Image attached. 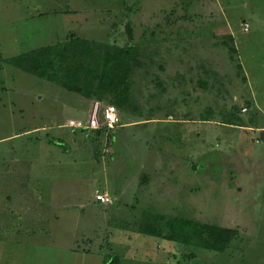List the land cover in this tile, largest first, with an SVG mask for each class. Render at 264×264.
<instances>
[{
	"label": "rangeland",
	"instance_id": "1",
	"mask_svg": "<svg viewBox=\"0 0 264 264\" xmlns=\"http://www.w3.org/2000/svg\"><path fill=\"white\" fill-rule=\"evenodd\" d=\"M72 37L95 51L58 60L64 84L3 61ZM117 47L134 48L122 108L97 89ZM93 65L77 86L94 97L62 86ZM97 105L120 120L101 137ZM236 105L243 124H223ZM175 218L238 234L222 253L176 243ZM0 243V264H264V0H0Z\"/></svg>",
	"mask_w": 264,
	"mask_h": 264
},
{
	"label": "trees",
	"instance_id": "2",
	"mask_svg": "<svg viewBox=\"0 0 264 264\" xmlns=\"http://www.w3.org/2000/svg\"><path fill=\"white\" fill-rule=\"evenodd\" d=\"M126 32L129 39L133 40V35L131 32V26L128 24L126 26ZM95 42L82 39L79 37H72V40L68 45L63 46H47L39 48L19 56L3 60L6 64L29 73L35 77L46 79L48 81L64 84L61 82L60 78L57 76V63L58 60H67V58L73 55L77 59H85L94 56L93 44ZM233 51H235L233 49ZM134 55V48H115L113 52H109L105 57V71L100 76L99 85L97 87L98 92L101 93L99 96L100 100H107L110 96L112 98V103L118 108L124 107L128 97L129 89L128 84L125 82L127 79V72L129 70V61ZM119 64V65H118ZM72 74L67 79L66 86L67 90L78 93L84 97L95 96L94 91H88L87 89H81L77 86V81L83 77L86 80L98 79L100 72L98 66H90L89 68L75 67L70 69ZM123 72V81L119 82L121 79L120 72ZM118 80V81H117ZM121 84V88L119 86ZM92 99V98H91ZM245 110V111H244ZM242 112H247V109L243 108ZM241 109L236 105L233 106L229 118H225V125L237 126L238 124H243L240 117ZM208 121V119H206ZM120 123V122H119ZM119 125V124H118ZM239 126V125H238ZM114 129L102 128L96 130L98 137H101L104 133L108 131H113ZM61 147H63L60 144ZM158 216H154L155 222L153 225H148L143 229L145 234L161 237L162 229L158 225ZM167 231L165 239L173 241L176 243L184 245H192L198 248H203L209 251L224 252L229 241L237 236V230L224 229L217 226H201L195 224L190 219L185 218H175L168 219L166 223ZM103 264H123L120 257L116 255H108L104 257Z\"/></svg>",
	"mask_w": 264,
	"mask_h": 264
},
{
	"label": "built area",
	"instance_id": "3",
	"mask_svg": "<svg viewBox=\"0 0 264 264\" xmlns=\"http://www.w3.org/2000/svg\"><path fill=\"white\" fill-rule=\"evenodd\" d=\"M248 24L245 25V31H248ZM245 111V110H244ZM120 120L118 113L111 107L95 106L89 121V124L85 127L87 130L96 131L102 128L114 129L118 126ZM97 200L101 204L111 205L113 204L112 199L107 195H98Z\"/></svg>",
	"mask_w": 264,
	"mask_h": 264
},
{
	"label": "crops",
	"instance_id": "4",
	"mask_svg": "<svg viewBox=\"0 0 264 264\" xmlns=\"http://www.w3.org/2000/svg\"><path fill=\"white\" fill-rule=\"evenodd\" d=\"M257 130H261V131H262V129H257ZM262 132H263V131H262ZM0 244H1V243H0ZM0 247H1V248H3V246H2V245H0ZM1 248H0V249H1ZM0 251H1V250H0ZM0 256H1V255H0ZM102 264H103V263H102Z\"/></svg>",
	"mask_w": 264,
	"mask_h": 264
}]
</instances>
